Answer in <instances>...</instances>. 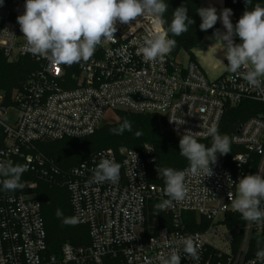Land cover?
I'll return each mask as SVG.
<instances>
[{"label":"built area","instance_id":"obj_1","mask_svg":"<svg viewBox=\"0 0 264 264\" xmlns=\"http://www.w3.org/2000/svg\"><path fill=\"white\" fill-rule=\"evenodd\" d=\"M25 2L3 0L0 6V61L28 59L36 65L10 96L0 90V160L27 168L23 188L7 191L0 185V264H160L173 248L180 250L181 264H264L256 255L264 249V223L240 220L228 198L229 192L236 194L252 158L257 159L255 174L264 176V86L251 88L242 75L228 71L210 80L195 61L181 63L171 54L154 65L146 62L137 50L155 32L150 18H139V27L135 21L117 23L115 42L105 40L87 62L52 63L25 49L16 19ZM231 22L235 26V18ZM233 42L239 44V37L234 35ZM246 101L259 103L262 110L230 138L242 153L231 158L230 167L211 166V177L186 176V198L165 210L156 207L168 197L155 183L152 148L103 150L61 170L35 146L92 136L108 114L118 112L156 116L177 138L191 131L207 140V129L216 125L219 130L227 107ZM11 111L17 117L8 123ZM102 158L122 164L117 184L93 180ZM39 183L67 192L71 217H79L76 226L87 228L89 245L67 243L57 255L49 253ZM186 237L195 241L198 261L183 252Z\"/></svg>","mask_w":264,"mask_h":264},{"label":"clouds","instance_id":"obj_2","mask_svg":"<svg viewBox=\"0 0 264 264\" xmlns=\"http://www.w3.org/2000/svg\"><path fill=\"white\" fill-rule=\"evenodd\" d=\"M250 3L251 0H245L246 10L235 26L230 20V8L223 9L219 16L214 7H201L196 11L201 18V31H208L218 20L222 21L226 32L221 35L217 31L215 35L226 42L223 43L226 70L234 75H242L247 85L255 89L264 86V7L256 4L248 10ZM2 4L3 0H0V6ZM24 9V13L16 19L26 42V51L67 66L87 62L105 40L115 42L117 23L131 26V22L135 21L134 27H139L142 25L139 18H150L155 25V32L146 36L137 50L146 62L154 65L162 62L176 47V40L169 38L168 34L183 35L195 23L188 16L187 7L180 6L173 11L168 28L162 31L169 9L165 0H26ZM234 35L239 37V44H234ZM132 43L136 44L137 41L133 40ZM110 131L114 135H122L125 131H132V124L125 118L119 127ZM141 135L140 131L135 132V136ZM200 135V132L188 131L179 140L180 155L189 162L185 170L170 167L158 170L164 178L163 195L168 197L156 205L158 209L165 210L172 207L174 202L184 201L189 191L186 176L202 179L213 176L210 164L216 163L217 153L226 155L231 152L230 137L221 135L216 125L207 129V135L212 138L210 147L198 141ZM239 163L243 165L246 161L240 159ZM121 168L122 164L114 159L102 158L93 170V180L115 185L120 180ZM26 170L25 165L0 160V185L7 191L23 188L21 176ZM236 185V194L228 193L231 208L248 222L264 223V176L246 175ZM56 216L63 217L60 209H57ZM62 222L75 226L79 223V217L63 218ZM181 243L185 255L198 261V248L193 238H183ZM256 255L264 258V249L258 250ZM160 264H181L180 250L173 248L166 258H160Z\"/></svg>","mask_w":264,"mask_h":264},{"label":"trees","instance_id":"obj_3","mask_svg":"<svg viewBox=\"0 0 264 264\" xmlns=\"http://www.w3.org/2000/svg\"><path fill=\"white\" fill-rule=\"evenodd\" d=\"M169 9L165 14L167 23L162 25L166 30L171 22L173 11L180 6L188 9V16L195 21L190 26L188 32L180 36H173L169 33V38L176 40V47L171 51V56L176 57L184 52L189 59L194 61L192 50L197 47L204 36L213 33L217 29V24L208 31L200 30L201 18L197 9L201 7H210L207 0H165ZM260 4L264 7V0H251L247 6L248 10ZM225 8L232 9V17L236 23L246 10L245 0H225ZM241 42V41H240ZM36 70L35 63L28 59H20L15 63L0 61V90L8 96L13 90L26 83L30 75ZM262 110V106L256 102H243L237 107H227L223 120L221 122L219 133L228 135L230 138L236 132V129L247 119L256 116ZM118 122L114 125H104L92 136L82 139H65L56 142L37 143L36 149L52 159L61 170L73 168L97 152L103 150L118 151L128 149L140 152L143 144H150L154 147L156 155L154 175L157 177L155 183L162 188L165 187L164 178L159 173V169L170 167L175 170L186 169L189 166L188 160L180 155L179 140L169 132L162 133L161 128L164 122L156 116L134 115L118 112L116 114ZM127 118L132 124V131H125L122 135H114L110 130L119 127L123 120ZM140 131L141 136H135V132ZM206 146H211L212 138L207 140H198ZM242 150L231 145V152L226 155L217 153L220 165L231 166V158ZM257 159L252 158L245 168V176L255 174ZM25 177L22 175L21 180ZM37 196L41 202V213L45 225L47 236V248L50 254L57 255L64 244L70 243L74 246L89 245L87 228L83 226H73L64 224L63 218L71 217V208L69 205V196L67 192L59 187H50L47 184L39 183ZM57 209L63 213V217L56 216ZM241 220V216L239 217ZM239 221V220H238ZM239 239H236L238 241ZM255 236L251 240V251L253 249Z\"/></svg>","mask_w":264,"mask_h":264},{"label":"crops","instance_id":"obj_4","mask_svg":"<svg viewBox=\"0 0 264 264\" xmlns=\"http://www.w3.org/2000/svg\"><path fill=\"white\" fill-rule=\"evenodd\" d=\"M210 7H214L217 10V15L219 16L224 9L225 0H207ZM230 16V20H231ZM219 31L221 35L226 32L223 27L222 21H217V29L211 34L204 36L201 43L192 50V56L194 61L198 64L204 75L210 80H216L226 73L227 60L225 57V49L223 41L217 39L215 33ZM188 55L184 52H181ZM179 53L178 55H180ZM177 55V56H178ZM185 61V62H186ZM184 62V63H185Z\"/></svg>","mask_w":264,"mask_h":264},{"label":"rangeland","instance_id":"obj_5","mask_svg":"<svg viewBox=\"0 0 264 264\" xmlns=\"http://www.w3.org/2000/svg\"><path fill=\"white\" fill-rule=\"evenodd\" d=\"M186 59H187V57L183 53H181L180 55L177 56V60L179 62H181V63H184L186 61ZM116 114H110V115L108 114L106 116V118L104 119L102 126H104V125H114L115 123H117L118 119H117ZM16 117H17V113L16 112H14V111L9 112V116H8L9 119L7 120V122L8 123H12L15 120ZM146 148H152L153 150H155L154 147L152 145H150V144H143L142 147H141L142 151L144 149H146ZM216 165H220L218 157H217L216 163L215 164H210V167L211 166H216Z\"/></svg>","mask_w":264,"mask_h":264},{"label":"water","instance_id":"obj_6","mask_svg":"<svg viewBox=\"0 0 264 264\" xmlns=\"http://www.w3.org/2000/svg\"><path fill=\"white\" fill-rule=\"evenodd\" d=\"M102 124H103V123H102ZM101 126H102V125H101ZM240 129H241V126L237 129V133H239ZM161 132H162V133H166V132H168V130L165 129L164 127H162V128H161Z\"/></svg>","mask_w":264,"mask_h":264}]
</instances>
